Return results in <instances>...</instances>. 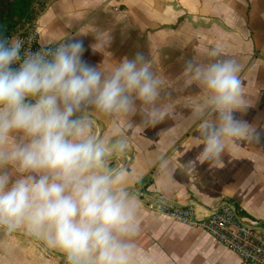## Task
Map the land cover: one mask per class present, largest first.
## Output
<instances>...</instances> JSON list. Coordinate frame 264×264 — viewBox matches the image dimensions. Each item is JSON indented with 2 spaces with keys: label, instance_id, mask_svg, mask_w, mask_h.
Returning a JSON list of instances; mask_svg holds the SVG:
<instances>
[{
  "label": "clouds",
  "instance_id": "1",
  "mask_svg": "<svg viewBox=\"0 0 264 264\" xmlns=\"http://www.w3.org/2000/svg\"><path fill=\"white\" fill-rule=\"evenodd\" d=\"M39 44L31 51L18 37H0V230L41 240L65 264H150L136 243L139 192L127 169L110 163L126 155L128 141L119 132L105 141L94 128L97 115L114 125L138 115L145 126L172 117L161 80L140 51L103 69L83 59L80 39L45 36ZM240 70L218 48L185 61L184 84L201 89L203 100L189 114L197 156L181 161L182 171L264 141V123L247 119ZM176 167L167 156L157 160L165 180Z\"/></svg>",
  "mask_w": 264,
  "mask_h": 264
},
{
  "label": "crops",
  "instance_id": "2",
  "mask_svg": "<svg viewBox=\"0 0 264 264\" xmlns=\"http://www.w3.org/2000/svg\"><path fill=\"white\" fill-rule=\"evenodd\" d=\"M33 5L39 41L80 39L83 59L103 69L140 51L161 80L162 102L171 105L172 117L145 126L138 115L120 118L117 125L97 115L94 128L105 141L118 132L128 141L126 155L110 163L125 167L129 187L139 192L136 243L150 264H243L207 233L156 212L151 204L189 206L202 219L229 202L246 221L264 226V141L244 142L229 149L221 163H200L194 172L182 171L180 163L197 156L200 142L189 114L203 100L201 89L185 86L182 68L207 49L237 60L247 119L264 123V0H34ZM98 38L109 44L101 47ZM162 155L177 165L167 180L157 168ZM0 264H65V259L23 231L0 230Z\"/></svg>",
  "mask_w": 264,
  "mask_h": 264
},
{
  "label": "built area",
  "instance_id": "3",
  "mask_svg": "<svg viewBox=\"0 0 264 264\" xmlns=\"http://www.w3.org/2000/svg\"><path fill=\"white\" fill-rule=\"evenodd\" d=\"M12 36L22 39L25 49L36 51L40 47L34 21L23 31L6 38ZM151 208L178 223L207 233L233 252L243 264H264V226L246 221L229 202H221L202 219L197 218L189 206L182 207L165 201H156L151 204Z\"/></svg>",
  "mask_w": 264,
  "mask_h": 264
},
{
  "label": "trees",
  "instance_id": "4",
  "mask_svg": "<svg viewBox=\"0 0 264 264\" xmlns=\"http://www.w3.org/2000/svg\"><path fill=\"white\" fill-rule=\"evenodd\" d=\"M34 0H0V37L21 32L34 21Z\"/></svg>",
  "mask_w": 264,
  "mask_h": 264
},
{
  "label": "rangeland",
  "instance_id": "5",
  "mask_svg": "<svg viewBox=\"0 0 264 264\" xmlns=\"http://www.w3.org/2000/svg\"><path fill=\"white\" fill-rule=\"evenodd\" d=\"M35 9V8H34ZM36 10V9H35Z\"/></svg>",
  "mask_w": 264,
  "mask_h": 264
}]
</instances>
